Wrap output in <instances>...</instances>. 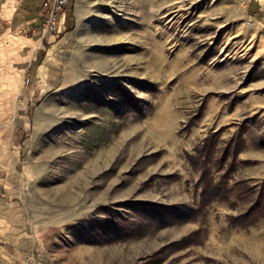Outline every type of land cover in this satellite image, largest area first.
<instances>
[{"label":"rangeland","instance_id":"rangeland-1","mask_svg":"<svg viewBox=\"0 0 264 264\" xmlns=\"http://www.w3.org/2000/svg\"><path fill=\"white\" fill-rule=\"evenodd\" d=\"M260 8L72 0L0 36V264H264Z\"/></svg>","mask_w":264,"mask_h":264},{"label":"crops","instance_id":"crops-1","mask_svg":"<svg viewBox=\"0 0 264 264\" xmlns=\"http://www.w3.org/2000/svg\"><path fill=\"white\" fill-rule=\"evenodd\" d=\"M256 1L259 2L260 9L264 14V0ZM41 2L42 0H6L4 3H0V36L21 35L19 32L26 35H30L31 33V35H37L33 33V30L42 24V18L40 17ZM50 34L38 35L42 38ZM40 37L35 40L27 38L28 45H32V50H36L33 54L35 56L43 48L42 46H44V41ZM3 213L5 214V210ZM1 224L5 226L6 221L3 220Z\"/></svg>","mask_w":264,"mask_h":264},{"label":"built area","instance_id":"built-area-1","mask_svg":"<svg viewBox=\"0 0 264 264\" xmlns=\"http://www.w3.org/2000/svg\"><path fill=\"white\" fill-rule=\"evenodd\" d=\"M72 0H42L40 7V17L42 24L40 27L35 28L33 33L45 35L46 33H59L62 26V19L65 16V8L71 3ZM249 25L252 20L248 21ZM26 264H38L34 260H29Z\"/></svg>","mask_w":264,"mask_h":264}]
</instances>
